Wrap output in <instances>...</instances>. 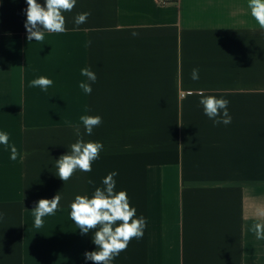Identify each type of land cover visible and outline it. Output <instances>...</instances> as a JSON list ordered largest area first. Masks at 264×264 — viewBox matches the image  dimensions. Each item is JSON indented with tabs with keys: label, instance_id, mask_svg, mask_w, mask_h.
I'll list each match as a JSON object with an SVG mask.
<instances>
[{
	"label": "crops",
	"instance_id": "1",
	"mask_svg": "<svg viewBox=\"0 0 264 264\" xmlns=\"http://www.w3.org/2000/svg\"><path fill=\"white\" fill-rule=\"evenodd\" d=\"M248 5L77 0L62 13L67 30L37 42L27 39L26 0H0V132L9 134V147L0 144V264H93L84 253L98 250L95 230L81 234L70 204L91 198L112 171L115 191L147 221L112 264H264V239L251 230L264 224V29ZM83 12L91 15L77 26ZM86 67L97 75L90 95L79 87L90 83ZM41 76L53 81L46 91L30 86ZM201 90L229 100L230 124L204 114ZM82 115L103 122L88 135ZM77 126L104 149L91 172L64 183L55 161ZM58 192V210L36 228L32 209Z\"/></svg>",
	"mask_w": 264,
	"mask_h": 264
},
{
	"label": "clouds",
	"instance_id": "2",
	"mask_svg": "<svg viewBox=\"0 0 264 264\" xmlns=\"http://www.w3.org/2000/svg\"><path fill=\"white\" fill-rule=\"evenodd\" d=\"M77 0H44L43 4L37 0H26L28 5L26 12V22L24 27L27 31V39L37 42L43 41L45 32L63 33L66 29V18L63 12H70L74 9ZM250 13L264 29V0H249ZM90 12L77 14L74 23L79 26L87 22ZM133 36L138 33L133 32ZM90 43V42H89ZM81 75L87 77L90 83L80 82L79 87L86 94H91L92 84L97 81V75L90 67L81 69ZM193 80L199 79V69L194 68L191 72ZM53 84V81L46 77H39L31 81L30 86L40 87L47 90ZM201 99L199 103L203 106L204 114L212 119L215 124L228 125L232 122V116L228 111L229 100L217 98L215 95H206L203 90L200 91ZM81 122L88 135L93 133V129L102 124V117L82 115ZM75 134L78 139L70 146L67 154L61 155L55 162L57 169L56 175L66 183L73 174L80 170L84 173L92 171V164L100 158V152L104 145L99 141L85 142L81 136L80 129L75 128ZM0 144L9 147V134L0 132ZM11 159L15 161L19 155L17 148L12 145ZM116 171L110 172L102 181L104 187H97L91 198L88 196L77 195L70 204L71 219L78 226L81 234H87L90 230H95L93 243L97 246V251L85 252L86 260L93 264H112V261L119 256L127 247L133 238L141 239L144 235V229L147 221L143 215L137 217V209L130 205V200L126 191H115ZM89 184L94 181L89 179ZM61 196L59 192L52 199H40L32 209L35 221L34 226L40 228L43 226L42 217L54 214L59 207ZM260 215H264L261 212ZM3 213L0 212V218ZM117 221L122 223L117 224ZM257 239H264V224L256 223L253 225Z\"/></svg>",
	"mask_w": 264,
	"mask_h": 264
}]
</instances>
